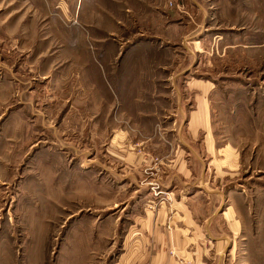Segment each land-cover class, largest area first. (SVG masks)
I'll return each instance as SVG.
<instances>
[{
  "label": "rangeland",
  "instance_id": "rangeland-1",
  "mask_svg": "<svg viewBox=\"0 0 264 264\" xmlns=\"http://www.w3.org/2000/svg\"><path fill=\"white\" fill-rule=\"evenodd\" d=\"M202 106L241 222L192 259L264 264V0H0V264H129L189 225Z\"/></svg>",
  "mask_w": 264,
  "mask_h": 264
},
{
  "label": "crops",
  "instance_id": "crops-1",
  "mask_svg": "<svg viewBox=\"0 0 264 264\" xmlns=\"http://www.w3.org/2000/svg\"><path fill=\"white\" fill-rule=\"evenodd\" d=\"M190 123L191 132H195L197 131L196 129L200 128L205 131H203L204 137L200 141V151L196 152L192 148L193 152L190 153L191 156L189 161L193 169L192 167L188 170L185 168V171L187 173L188 171L190 172V178L194 175L193 171H195V176L199 177L197 166L201 165L206 173L203 180L200 178V183H204L206 188L203 187L202 190L209 196L208 198L207 196L206 198H195L192 196L189 200H186V203L187 201L189 202V205L184 204V207L187 210V206H189V220L185 221L189 223V225L183 223L186 228L180 226L173 229L171 226H168V229H162L158 228L157 225L152 226V230H156L158 235L153 239H149L148 245L143 244L142 248L136 249L134 254H137L139 257L136 260L130 258L129 264H177L175 258L170 256V251H173L178 258L184 260L188 259L190 256L189 259L191 262L195 261L196 264H211L208 263V260H200L198 257L192 259L193 255L197 256L200 253L203 255L205 252H198L196 244L194 245L195 239L190 240V237L188 238L185 236V233L189 231L190 233L195 234L200 230V226V228L203 229L202 231L205 232L209 238L219 241L220 244H223L221 241L229 238L234 239L238 235V225L241 220L239 219L237 212L238 202L234 201V198L237 199L238 195L230 197L231 195L228 184L235 178L236 170L241 166L239 155L229 148L217 147L215 137L211 134V130L208 127L209 119L204 106L200 108L198 113H195V116L192 117ZM196 138L197 135L195 133L190 134V142H195ZM171 164H174L176 169L180 167V170H182L184 168L176 158ZM216 181L219 183L217 188L214 190L207 188L206 183L208 184L211 182L212 184ZM221 184L223 185V188L227 187L229 193L225 194L218 191L221 190ZM235 192L237 191L235 190ZM237 193L240 194V192ZM186 216L187 214H184L180 218L187 219ZM149 217L150 216H148V218ZM216 226L222 228L223 231L220 234L215 230V228H217ZM190 243H193V246H191ZM222 251L221 253L213 252V255L216 254L221 256L223 253ZM216 260L218 261L217 264H225L223 261H220L219 258ZM125 264H128V262Z\"/></svg>",
  "mask_w": 264,
  "mask_h": 264
}]
</instances>
